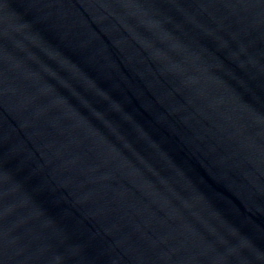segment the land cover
<instances>
[{
    "label": "water",
    "instance_id": "obj_1",
    "mask_svg": "<svg viewBox=\"0 0 264 264\" xmlns=\"http://www.w3.org/2000/svg\"><path fill=\"white\" fill-rule=\"evenodd\" d=\"M0 264H264V0H0Z\"/></svg>",
    "mask_w": 264,
    "mask_h": 264
}]
</instances>
